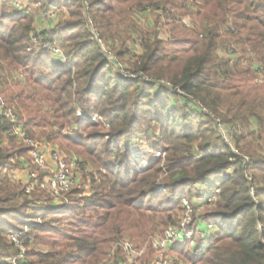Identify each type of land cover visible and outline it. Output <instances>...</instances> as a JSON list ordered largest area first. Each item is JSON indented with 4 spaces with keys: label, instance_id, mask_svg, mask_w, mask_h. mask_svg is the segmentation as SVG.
<instances>
[{
    "label": "trees",
    "instance_id": "16d2710c",
    "mask_svg": "<svg viewBox=\"0 0 264 264\" xmlns=\"http://www.w3.org/2000/svg\"><path fill=\"white\" fill-rule=\"evenodd\" d=\"M34 1L45 3L44 9L68 8L73 20L39 31L29 14L0 12V92L9 106L17 105L32 139L40 136L79 148L84 134L93 131L88 139L103 141H95L89 150L99 178L87 180L93 194L85 197L78 187L56 207L42 193L28 200L24 189L0 174V264L12 247L7 236L21 231L27 247V262L21 264H100L124 238L126 220L135 216L141 221L143 213L153 210L160 214L161 225L168 226L174 223L171 213L182 211L178 197L201 198V186L210 190L208 179L217 176L221 200L208 221L219 231L204 252L177 251L190 264H264V176L256 185L251 173L264 169V157L254 154L248 160L233 147L244 153L240 145L248 135L264 139V0H201L202 7L187 0H90L88 10L81 0ZM12 3L0 0V9ZM152 8L162 11L169 27L175 28L179 16H190L196 24L193 32L184 31L187 38L171 33L172 58L162 41L151 39L144 41L142 55L134 54L130 36L120 34V20L131 21L135 29V13ZM88 13L103 38L121 43L115 49L119 57L136 59L140 79L129 82L117 74L89 29ZM35 31L44 42L62 46L66 64L34 47ZM6 72L19 80L11 78L10 83ZM164 79L169 88L160 84ZM77 110L86 119L78 118ZM95 114L100 120L91 122ZM216 118L228 128L233 143L219 135ZM10 127L0 118V170L13 157L1 138ZM243 130L250 132L245 136ZM71 131L84 134L74 137ZM141 136L166 155L138 171L126 144L142 141ZM161 185L166 193L160 192ZM155 199L161 206H154ZM61 216L73 232L62 228L60 239H45L50 234L44 233L56 232L53 221ZM31 244L47 251L29 250Z\"/></svg>",
    "mask_w": 264,
    "mask_h": 264
},
{
    "label": "rangeland",
    "instance_id": "374dc122",
    "mask_svg": "<svg viewBox=\"0 0 264 264\" xmlns=\"http://www.w3.org/2000/svg\"><path fill=\"white\" fill-rule=\"evenodd\" d=\"M14 2L16 3H20L22 5V9L18 10L15 6H14ZM188 4H192V3H196L198 4V6L202 7L203 3L201 0H187ZM45 3H36L34 0H13V3L11 6L1 10L0 12H4L6 14H29L31 15L34 19V29H38L39 31H46V30H52L53 28L57 27L59 24L61 23H68L69 21L73 20L72 17L70 16V9L68 8H64V7H60V8H56V9H44ZM52 10V11H51ZM192 12H197L198 8H194L192 9ZM56 11V15L57 18L55 19V22H52L47 16L50 15L52 12ZM176 16H179L181 13L176 12L175 13ZM118 13H115L113 15V18L118 19L117 18ZM91 16V15H90ZM87 17V15H86ZM92 18V16H91ZM134 20L136 21V28L133 29L131 26V21L128 23H126V21L120 20L119 25H120V29L121 32L120 34L124 36V31L127 32V34L130 36V39L128 40L129 45L131 46L132 52H135V49H137L139 52H141L139 55H142V50H143V43L144 41H148L149 39H151L153 42L160 40L162 41V43H164V45H166L168 48L167 49V54H168V58H172L174 55L172 53H169V51L171 50V48H173L172 46V41L175 40V38H187L186 37V32H193L194 30H196V24L192 21V18L190 16H185V17H178L177 20L174 21V26H168L167 23V18L163 17V13L161 10H155V9H150L149 11H144V12H138L135 13L134 15ZM125 19V18H124ZM188 21L189 23H191V27H187L185 26V24L183 23V21ZM123 21V22H122ZM124 28V29H123ZM90 29V27H89ZM98 29V28H97ZM91 31V30H90ZM186 31V32H184ZM100 33V32H99ZM171 33H175V38L172 37ZM190 33V32H189ZM100 36L102 37L101 33ZM188 36V35H187ZM102 39H104V41L106 42L107 46L112 50V53L114 55V59L116 60L115 62L119 63L122 66V69H116L117 74H120L121 77L125 76L123 74H127V75H132V76H140L141 74H138L136 72V67H135V62L136 59L135 58H131V57H126V58H121L119 57L116 52L115 49H119L121 46L120 42H112L108 39H105L102 37ZM171 44V45H170ZM99 46H101L99 44ZM187 48V47H186ZM141 50V51H140ZM106 56V55H105ZM114 64V63H113ZM5 77L9 80V82L11 83V81H13V79L19 80L18 78L16 79L14 76L10 77L8 75V73H5ZM1 71H0V77H1ZM10 77V78H9ZM18 77V76H17ZM13 78V79H11ZM123 78V77H122ZM124 79V78H123ZM168 79H164V81H167ZM264 80V77L260 78V81ZM128 81V80H126ZM152 82L150 79L147 81ZM163 82V80H162ZM168 82V81H167ZM3 81L2 78H0V87H2ZM1 89V88H0ZM3 89V87H2ZM12 107H16L17 105L15 103L11 104ZM16 110V109H15ZM207 110L205 109V112ZM93 116H98L97 121L100 120L99 115L95 114ZM92 117V116H91ZM219 119V118H216ZM71 135L75 137L76 133L78 134H84L80 131H71ZM93 131H88L84 136H83V147H75L69 143H65L64 141H60L59 143H54V142H50L47 141L45 139H42L40 136H38L37 138H35L34 140L42 143V144H50L54 149H57L59 151H61L63 154H65L68 158V160L71 161H78L80 162V164L76 165V167H74L73 169V173L75 172V174L78 177V181H79V188H81L83 191L82 193H84V196H88L90 194H93L92 192V188L90 187V183H88L87 180H91L90 177L91 176H95L96 178H99V170L97 166V163L95 161H92L90 159V148L93 146L95 141H98L100 143H102L103 141L100 139H93V140H89L88 139V134L92 133ZM219 132V130H218ZM241 134H248V132H250V130H243L241 131ZM39 133V132H38ZM220 136H225L224 138L228 141V142H232V139L229 137V132L225 131L220 133ZM2 138V147L3 149L7 150L9 154H13V157L11 158V160L8 161L7 165L5 166V168H3L2 170H0V174L2 177H4L11 185H16V186H20L21 189L23 190L24 187L23 185L16 183L14 181V176H20L22 178L26 177L30 172L33 171H37V169L35 167H32V161L31 158L29 156V152H25L24 150V146L20 145L17 141L13 140L12 138H8L6 136L1 135ZM135 138V137H132ZM142 141L140 139H133L129 142H127V146L128 149L130 151V155L132 157V160L135 164V166L137 167L138 171H142L143 169H145L148 165V161L152 160V159H163L165 158V153H163V151H155L154 147L155 144L154 142H150L148 140H144V136H141ZM234 150L236 152H238L240 155H243V157H245L246 159L249 160V156H252L254 154H257L260 157H264V139L262 140H257L256 138L253 140V138L249 137V135L247 136L246 140H243L240 148H245L247 151H245L244 153L238 151L236 149V147L233 145ZM24 151H23V150ZM159 156V157H158ZM164 165V164H163ZM21 172L23 173V176L19 175L21 174ZM107 172V171H104ZM252 176L253 174L256 176V185H260L261 183V177L264 176V169H254L251 170ZM41 178H45V175H41ZM221 179V176H217V177H210L208 180L211 182V186L212 188H210V190L207 189V186L202 185L201 186V198L203 197L204 192H208L211 190H214L215 192L219 191V194L216 195V199H217V203L214 207H204L202 210H198L197 213L195 214V216H202V218L204 220L208 221V218L217 210V206L219 204V201L221 200V194H222V190H221V186L219 184V180ZM165 178H161V182H164ZM42 181V180H41ZM90 182V181H89ZM216 188L218 190H216ZM165 189V187L163 185L160 186V192L162 193H166V189L165 191H163ZM35 193H42V195H44L46 198H48L51 202V204H53L54 206L58 207L59 205H61L63 202L66 201V196L67 194L61 199L62 201L59 200H55L52 198V196H50V194L43 189H37L32 195L27 196L28 200L33 201L34 200V195ZM24 194V192H23ZM25 195V194H24ZM171 199H176L177 197L175 196H170ZM194 197H196V195L192 196H187V197H178L179 199H187L192 201V199H194ZM45 199V198H44ZM44 199H42V201H38L39 203L45 202ZM220 199V200H219ZM23 202V200L19 201V204H21ZM161 202V201H160ZM160 202L157 201L155 199L154 202V206H156L157 204L160 205ZM37 203V201H36ZM162 204V203H161ZM161 206V205H160ZM183 214V210L180 213L179 211L174 210L171 215H172V220H174V224H176L177 222H179V218L180 216H182ZM144 215V219H142L141 221H139L138 219H136L135 216H133L132 218L130 217L129 220L124 222V227L127 226V230L125 229V234H124V238H122L121 240L118 241L122 242V241H129L136 250L140 251L142 249L145 250L144 254L138 258V260L136 262H134L133 264H156V261L159 257V253L153 249V247L150 245L152 239H160L163 238L164 235L166 234V231L169 229L170 226H172V222L170 221L168 226L165 225H161V218L159 217V213H154L153 210H149L145 213H143ZM49 219H46L47 221L51 220L50 217H48ZM59 219H55L56 221H53L55 224L57 229H53L56 232L54 234L50 233H44V234H50L45 236L44 238L50 241H54V240H58L60 239L59 236V232H61L62 228H66V232H73L72 227L69 225H64L65 223L61 221L62 216L58 217ZM87 219V217H86ZM138 220V221H136ZM151 220V223L150 221ZM61 221V223H60ZM94 220H92L93 222ZM140 222V223H138ZM152 222H154V224H152ZM138 223V224H137ZM146 225V227L144 226V224ZM137 224V225H136ZM144 228H143V226ZM173 224V225H174ZM134 225L138 226L140 229L144 230L140 232L136 231V229H134ZM161 226V227H160ZM154 227L153 231L152 228ZM199 229L201 231H207V224L203 223L200 224ZM149 231V232H148ZM219 231V230H218ZM75 233V232H74ZM73 233V234H74ZM8 237V236H7ZM50 241H48L50 243ZM7 243L10 245V243L7 241ZM117 244V242L115 243ZM114 244V245H115ZM8 245V246H9ZM113 245V246H114ZM112 246V248H113ZM29 250L32 251H37V252H46L47 251V247L45 246H38L35 244H31L29 247ZM111 248V249H112ZM110 249V250H111ZM187 249L191 252H194V249H191L189 247H187ZM107 253L106 258H104L103 262H101L100 264H106L107 262H113L110 264H115L117 261L119 262V264H127L129 261V257L128 259L126 258L127 255L123 254L122 252H118L115 255V259L114 261H111L108 257L109 252ZM8 255L5 257L4 260L6 259H13L14 256L17 254V251L15 248L9 249L8 251ZM26 252H27V247H26ZM182 255H180V252L177 251L176 248L170 249L167 252V258H168V262L170 264H190V262H188L187 260H185L183 257H181ZM34 260H37L36 258H34ZM21 262L25 263L27 262L26 260V256H24V258L21 260ZM144 262V263H142ZM21 264V263H20Z\"/></svg>",
    "mask_w": 264,
    "mask_h": 264
},
{
    "label": "built area",
    "instance_id": "2783aa9c",
    "mask_svg": "<svg viewBox=\"0 0 264 264\" xmlns=\"http://www.w3.org/2000/svg\"><path fill=\"white\" fill-rule=\"evenodd\" d=\"M85 8L89 9L90 0H81ZM14 6L18 9H22L20 3H15ZM52 11V10H51ZM56 11L52 12L47 17L55 22L57 18ZM88 25L90 27L91 33L98 44L101 45V49L106 55L107 59L114 63L116 69H122V66L115 62L112 50L107 46L106 42L100 36L99 30L97 29L93 19L87 14ZM185 26L191 27V23L188 21H183ZM32 43L37 49L47 50L58 64H66L67 60L64 54L62 46L57 43H46L42 39H39L37 32H33L31 36ZM31 50L30 48L28 49ZM122 76L125 80L129 82L140 79V76L127 75L126 73ZM149 80V78H148ZM147 80V81H148ZM160 84L166 88L170 85L167 81L160 82ZM180 92V89H176ZM205 111V109H204ZM77 117L80 119H86L84 114L77 110ZM0 118L7 121L11 127L7 131V137L12 138L17 141L20 145L28 147L29 156L31 158L32 167H35L37 171L30 172L26 177L22 178L20 176H14V181L23 185L24 193L26 196L32 195L37 189L46 190L53 199L62 201L61 199L72 190L79 187L78 177L73 173L74 167L80 164V162L69 161L67 156L61 151L54 149L50 144H42L34 139H32L22 124L19 115L17 114L14 107L9 106L4 96L0 92ZM98 116H92L90 118L91 122H97ZM217 128L220 133L228 131L225 125L221 123L219 119H215ZM225 137V136H223ZM226 138V137H225ZM238 153V152H237ZM159 157V156H158ZM41 175H45V178H41ZM42 180V181H41ZM216 190H218L216 188ZM165 191V189L163 190ZM219 191L214 190L204 192L203 197L199 199H192V201L187 199H182V210L183 214L180 216L179 222L172 224L166 231L163 238L152 239L150 245L159 253V257L156 264H170L167 258V252L170 249H185L187 247L194 249L195 252L206 251L212 240V236L218 232L215 224L207 222L202 218V216H195L198 210H202L204 207H214L217 203L216 195ZM207 224V231H201L199 229L200 224ZM25 231L12 232L8 235V242L17 251V254L13 259H6L4 264H20L21 260L26 256V246ZM118 252H122L127 255L128 263L133 264L140 258L145 250H136L134 246L129 241H122L113 246L109 252V259L114 261L115 255ZM108 261V260H107ZM110 264L113 262H107Z\"/></svg>",
    "mask_w": 264,
    "mask_h": 264
},
{
    "label": "crops",
    "instance_id": "0c3cea01",
    "mask_svg": "<svg viewBox=\"0 0 264 264\" xmlns=\"http://www.w3.org/2000/svg\"><path fill=\"white\" fill-rule=\"evenodd\" d=\"M140 51H141V50H140ZM135 52H136L135 54H140V53H141V52H139L137 49H135ZM23 173H24V172H21V174H19V175L23 176Z\"/></svg>",
    "mask_w": 264,
    "mask_h": 264
}]
</instances>
